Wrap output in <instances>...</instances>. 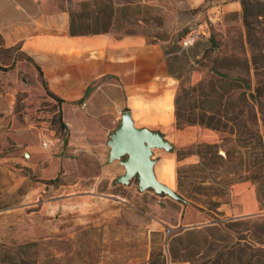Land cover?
Here are the masks:
<instances>
[{"label":"rangeland","instance_id":"rangeland-1","mask_svg":"<svg viewBox=\"0 0 264 264\" xmlns=\"http://www.w3.org/2000/svg\"><path fill=\"white\" fill-rule=\"evenodd\" d=\"M260 4L55 0L83 30L140 39L179 76L145 80L157 97L130 107L134 127L170 145L151 150L152 172L180 200L116 181L124 170L107 141L117 125L98 132L84 101L53 94L17 48L0 50V264H221L241 244L264 249V128L251 97L264 82ZM183 91L179 115L191 124L178 129ZM250 189L258 209L245 213Z\"/></svg>","mask_w":264,"mask_h":264},{"label":"crops","instance_id":"crops-1","mask_svg":"<svg viewBox=\"0 0 264 264\" xmlns=\"http://www.w3.org/2000/svg\"><path fill=\"white\" fill-rule=\"evenodd\" d=\"M68 25V12L56 7L55 0H0V50L17 48L41 69L53 94L70 102L84 101L85 112L92 115L100 133L111 131L124 110L133 120L131 100L147 102L157 97L145 80L175 78L168 74L162 55L147 58L140 39L68 36ZM90 52H94L92 60ZM80 116L75 114L77 123L82 122ZM154 116L158 113L148 120ZM243 201L245 213L258 209L252 189Z\"/></svg>","mask_w":264,"mask_h":264},{"label":"water","instance_id":"water-1","mask_svg":"<svg viewBox=\"0 0 264 264\" xmlns=\"http://www.w3.org/2000/svg\"><path fill=\"white\" fill-rule=\"evenodd\" d=\"M108 160H119L123 174L116 181L126 183L135 177L140 190L151 189L157 194L180 200V197L168 186L159 182L153 172L154 162L150 159L151 150L162 148L170 150V145L158 131L145 127H134L129 110L120 113L115 129L108 135ZM122 158V159H121Z\"/></svg>","mask_w":264,"mask_h":264},{"label":"trees","instance_id":"trees-1","mask_svg":"<svg viewBox=\"0 0 264 264\" xmlns=\"http://www.w3.org/2000/svg\"><path fill=\"white\" fill-rule=\"evenodd\" d=\"M260 6H262L264 8V4H260ZM246 16H247V11H244V19L243 20H244V26L246 28V35L248 37V41L251 44L256 45L257 44V38L254 36L253 29L251 28L250 24L246 21ZM256 16L264 17V9L259 11V13H257ZM99 33L100 32L97 30H83V29H81L79 27V25L76 23L75 18L73 16H70L68 30H67L68 36H90V35H97ZM35 67L38 70L39 76H42V73H41V70L39 69V67L37 65H35ZM166 68H167V72L169 75H171L175 78L179 77L178 75H174L171 72L170 63L168 61H166ZM220 76L223 78H227L224 75H220ZM231 80L234 82L240 81L237 79H231ZM42 83L45 86V82L42 81ZM47 92H48V95H50L51 97H53L57 101H60V99L58 97H56L55 95H53L49 91H47ZM254 92H255V95L254 96L251 95V97H254L257 99V106H258L257 107V113L259 115V121L264 128V101H262V100H264V82L260 83L254 89ZM186 94H187V91H183L182 94H176V96L174 98L176 127L178 129L181 126H186V125L191 124V122L188 119H186V120L182 119L181 120L180 115H179L180 108L183 107V105L181 104L180 101L183 100V98ZM209 119H212V117H210ZM216 159H218V158H216ZM238 247L239 248L237 249V252H236L237 256L235 258H232V260H230L229 257H227L226 259H224V261L221 264H264V249H253V248H251V246H249L247 244H241ZM217 258L212 260V264H214L215 262L217 263ZM150 264H152V262H150Z\"/></svg>","mask_w":264,"mask_h":264},{"label":"bare ground","instance_id":"bare-ground-1","mask_svg":"<svg viewBox=\"0 0 264 264\" xmlns=\"http://www.w3.org/2000/svg\"><path fill=\"white\" fill-rule=\"evenodd\" d=\"M157 179V178H156ZM158 180V179H157ZM159 181V180H158ZM160 182V181H159ZM162 183V182H161ZM164 184V183H163ZM164 185H166V184H164ZM166 186H168V185H166ZM169 187V186H168ZM169 188H171V187H169Z\"/></svg>","mask_w":264,"mask_h":264},{"label":"built area","instance_id":"built-area-1","mask_svg":"<svg viewBox=\"0 0 264 264\" xmlns=\"http://www.w3.org/2000/svg\"><path fill=\"white\" fill-rule=\"evenodd\" d=\"M189 43V42H188ZM184 45H186V42L183 43Z\"/></svg>","mask_w":264,"mask_h":264}]
</instances>
